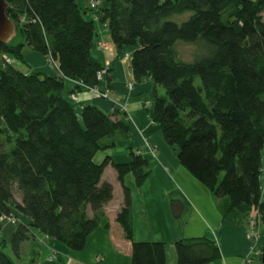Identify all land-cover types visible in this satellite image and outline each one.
Returning a JSON list of instances; mask_svg holds the SVG:
<instances>
[{"label":"trees","instance_id":"16d2710c","mask_svg":"<svg viewBox=\"0 0 264 264\" xmlns=\"http://www.w3.org/2000/svg\"><path fill=\"white\" fill-rule=\"evenodd\" d=\"M7 2L19 32L13 43L0 44V218L27 222L9 244L2 242L0 264H16L4 250L20 259L23 243L36 232L84 250L114 199V187L102 183L110 158L95 159L128 135L126 114L120 119V110L105 114L71 101L79 86L101 87L103 68L92 56L100 24L120 51L131 54L136 82L152 79L150 116L182 167L217 200H228L226 217L247 218L256 209L264 218V0H105L99 22L76 0ZM201 42L202 56L182 59L180 44ZM26 47L50 59L60 76L32 72ZM69 82L74 87L66 98ZM131 153L130 163L115 170L123 186L133 174L142 187L148 163ZM124 197L117 220L133 242L132 263L166 264L164 243L133 241L126 186ZM176 250L179 264L220 257L214 243L202 240L178 241Z\"/></svg>","mask_w":264,"mask_h":264},{"label":"crops","instance_id":"0c3cea01","mask_svg":"<svg viewBox=\"0 0 264 264\" xmlns=\"http://www.w3.org/2000/svg\"><path fill=\"white\" fill-rule=\"evenodd\" d=\"M76 1L84 8L88 7L87 0ZM97 33L92 56L103 69H109V79L101 87L108 89L111 100H93L87 93H79V96L85 103L82 106L95 105L105 114H111L113 106L118 105L129 115L128 135L120 136L116 147L97 153L95 159L96 164H101L110 158L102 183H110L114 187V199L104 208L100 226L89 236L84 250L74 252L68 246L36 232L32 240L23 243L21 258L15 257L16 264H133V242L125 238L117 220L125 201L124 186L132 197L133 241L164 243L166 264H179L178 241L199 240L212 242L219 249L220 257L209 264H243L246 259L262 264L264 230L258 232L257 249L252 254L251 242L246 236L249 232L247 218L237 213L225 216L230 205L228 200H217L209 189L182 167L177 149L168 146L161 130L153 123L149 112L155 98L152 79L136 82L132 73V56L128 57L126 49L120 51L113 44L111 34L103 24ZM102 43L106 44L103 49L100 47ZM24 59L32 72L60 76L55 64L28 47L24 50ZM73 87L74 83H67L66 98ZM151 148L155 154L148 151ZM140 151L148 163L150 175L143 186L138 187L135 176L130 174L125 177L123 186L115 165L130 163L131 152L138 155ZM19 220L27 222L20 217ZM15 230L16 227L9 225L2 229L0 246L3 241L7 244L12 241Z\"/></svg>","mask_w":264,"mask_h":264},{"label":"rangeland","instance_id":"374dc122","mask_svg":"<svg viewBox=\"0 0 264 264\" xmlns=\"http://www.w3.org/2000/svg\"><path fill=\"white\" fill-rule=\"evenodd\" d=\"M88 2H87V4H88V6L92 9V10H94L93 12L94 13H91V16H92V18L93 19H95V18H97V16H98V9L100 8L101 9V6H104V2H105V0H96V1H100V3H101V6L100 7H97V8H94L93 6H92V1H94V0H87ZM176 20V19H175ZM177 22H181V20H178V18H177ZM101 25V24H100ZM21 39V38H20ZM178 52H180V55H181V57H182V59L183 60H185V61H187V62H191L192 60H194L196 57H198V56H202V54H204L205 52H206V48H205V45L201 42V44H197V45H187V44H180L179 46H178ZM47 61H49V62H51L52 64H54L50 59H47ZM15 66L18 68V69H20V70H22V71H24V72H27V70L28 69H26L25 68V66H24V64L23 63H21V62H16L15 63ZM108 78V77H107ZM104 83H107V80L104 82ZM104 83H102V84H104ZM80 87V89H82L81 90V92H80V94H83V93H87V94H89V97L90 98H92L93 100L94 99H98V100H103V101H105V100H111V99H109V97H108V89H106V88H102V87H100L99 88V90H100V94H97V93H95L94 92V90L93 91H91V90H89V89H87L85 86H79ZM80 94H78V95H76V96H72V98H71V101H73L76 105H83V104H85L84 102H82V100H80ZM164 94V93H163ZM105 95H107V98H102V97H104ZM120 110V113H121V116H119V117H117V118H123V115H122V113L124 114H126L125 116H126V120H128V114H127V112H124V110H122L123 108L121 107L120 109H119V107H117V106H113V112H111V114H113L114 113V111L115 110ZM148 151L150 152V153H152V154H155V152H154V150H152V148L149 150L148 149ZM142 151H140L139 152V155L140 154H142L141 153ZM263 182H264V175H263ZM263 190H264V183H263ZM17 199H19V196H18V194H17ZM251 215L249 216V217H247V220H248V222L250 221V220H253L254 218V220H256V224H258L257 225V228H258V230H259V232L260 231H263L264 230V218H263V214L262 213H260L259 212V210H256V209H253V211L250 213ZM16 218H18L17 220H16V222L17 223H13V221L11 220V221H9V220H4V221H2V222H0L1 224H0V232L2 231V229L4 228V227H6V226H14V227H17L18 225H20L22 222L19 220V217L18 216H16V215H14ZM19 220V221H18ZM5 251V253L9 256V257H11L12 259H14L15 260V257H13V254H12V251H11V249L10 248H7V249H5L4 250Z\"/></svg>","mask_w":264,"mask_h":264},{"label":"built area","instance_id":"2783aa9c","mask_svg":"<svg viewBox=\"0 0 264 264\" xmlns=\"http://www.w3.org/2000/svg\"><path fill=\"white\" fill-rule=\"evenodd\" d=\"M92 6L94 7V8H97V7H100L101 6V3H100V1H96V0H94V1H92ZM95 21L96 22H99V19H98V16H97V18H95ZM106 28H107V26L106 25H104ZM103 44V43H102ZM100 47H101V49H103V48H105L106 47V44H103V45H100ZM127 56L128 57H130L131 56V54H127ZM108 73H109V69L108 68H104L103 69V71L102 72H100L99 74H98V80L100 81V82H102V83H104L106 80H107V77H108ZM94 92L95 93H97V94H100L101 92H100V90H99V88L98 89H94ZM102 98H107V95H105L104 97H102ZM117 107H119V108H121V106H118L117 105ZM123 108V107H122ZM122 110H124V112H126V110L123 108ZM139 155V154H138ZM18 218H16L15 216H11V218H7V217H1L0 218V222H2V221H4V220H9V221H13V223L15 224V223H17L16 222V220H17ZM255 219V218H254ZM250 220L249 222H248V225H249V232L247 233V237H248V240L251 242V245H250V252L252 253V254H255V252H256V249H257V247H256V243H257V241H258V239H259V230H258V228H257V225L258 224H256L257 222H256V220ZM19 221V220H18ZM1 224V223H0ZM243 264H255L253 261H252V259H246L245 261H244V263Z\"/></svg>","mask_w":264,"mask_h":264},{"label":"water","instance_id":"95a60500","mask_svg":"<svg viewBox=\"0 0 264 264\" xmlns=\"http://www.w3.org/2000/svg\"><path fill=\"white\" fill-rule=\"evenodd\" d=\"M10 4L7 0H0V44L9 45L17 39L19 28L7 15ZM262 264H264V252L262 253Z\"/></svg>","mask_w":264,"mask_h":264}]
</instances>
